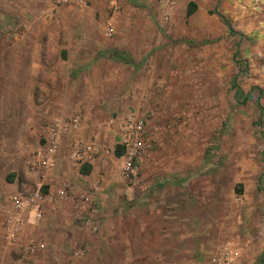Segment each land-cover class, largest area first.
<instances>
[{
	"label": "rangeland",
	"instance_id": "obj_1",
	"mask_svg": "<svg viewBox=\"0 0 264 264\" xmlns=\"http://www.w3.org/2000/svg\"><path fill=\"white\" fill-rule=\"evenodd\" d=\"M190 1L197 7L187 17L185 11ZM53 3V0H0V121L6 147L12 144L13 123L23 121L32 127L36 121L43 122L48 105L52 108L60 104L65 109L58 114L62 119L79 116L89 125L98 119L117 122L135 113L144 119L146 131L145 150L134 160L133 171L128 176L121 173V159L115 155V138L107 134L105 145L99 143L103 148L99 155L103 157L98 159L95 178L100 189L74 190L72 179L75 183L83 180L75 173L77 165L67 164L65 169L69 173L59 186L66 185L68 197L54 210L60 209V213L51 216L52 230L62 229V216L66 224L88 216L79 219L76 226L65 227L79 239L70 243V250L65 253L53 252L51 257H44L46 264H154L153 256H137L138 218L146 213L153 219L156 210L161 208L165 211L171 208L174 213L173 235L177 240L172 245L178 249L169 258L164 255L163 245L156 264H206L188 256L185 249L198 244L195 229L212 228V224L226 235L231 231L247 234L257 243L255 261L264 264V70H256L243 57L240 37H225L219 32L221 27L225 28V22L218 17L217 1L178 0L171 16L161 20L156 0H88L83 8L92 9L94 15L87 23L82 20L80 25L94 31L95 40L128 43L133 47L143 43L148 52L132 72L134 75L127 68L122 71L123 81H110L111 91H121L122 95L101 98L114 100V104L113 109L99 116L93 110L85 113L80 97L60 96L57 81L25 80L28 67L23 61L34 50L18 48L15 42H31L36 35V39L50 42L47 51L49 58H53L57 51L55 42L62 39L56 26L72 25L68 7ZM48 7L52 16L46 17L44 10ZM137 10L144 16L135 15ZM61 12L65 23L63 20L58 23ZM109 21L114 32L106 35ZM49 26V33L48 29L45 33L38 32ZM79 36L86 39L89 32ZM17 57L21 63L15 62ZM11 73H18L23 79L13 80ZM131 76L139 88L135 97L123 95L127 92L126 79ZM43 86H50L48 93ZM125 109L128 113L124 114ZM50 122L45 120V125ZM27 128L23 132L28 142L22 145L21 164L28 167L29 156L43 141L41 130L34 135ZM83 130L85 134L78 138H93L94 134L89 136L92 130L86 127ZM67 140L62 148L64 155L69 154L72 143L70 137ZM5 171L7 166L0 161V174ZM168 175L173 176L167 179ZM42 180L39 174L30 173L20 179L18 189L9 193L12 196L18 190H33L39 183L44 190L48 184ZM169 180L173 187L157 188L160 184L166 187ZM188 180L194 186L192 204L185 202L187 197L180 193L181 184ZM84 196L89 200L83 201ZM68 208L70 212L66 213ZM7 209L12 210L10 197ZM193 209L199 213L198 220L192 214ZM85 220L98 222L97 230L84 225ZM127 222L132 228L123 236ZM143 228L147 235H153V225ZM167 232L162 236L168 238ZM2 239L0 234V260L5 264L41 261L45 247L32 254L24 253L20 245L6 246ZM30 239L43 242L34 236L21 237L19 242L26 244ZM17 248H21L20 252ZM20 257L24 262L18 260Z\"/></svg>",
	"mask_w": 264,
	"mask_h": 264
},
{
	"label": "crops",
	"instance_id": "obj_2",
	"mask_svg": "<svg viewBox=\"0 0 264 264\" xmlns=\"http://www.w3.org/2000/svg\"><path fill=\"white\" fill-rule=\"evenodd\" d=\"M205 1H217L218 3V17L225 22V28L221 27L219 32L222 33L225 37L227 35L240 37L241 47L243 48V57L249 59L251 61V64H254L256 66V70H264V0ZM53 2L55 6H62L56 4L55 0H53ZM210 5L206 9H209ZM66 6L68 7L67 11L71 16L72 25L70 26L63 24L59 25L58 27L56 26L57 34L59 35L60 33L62 39L60 41L58 40L57 42H55V48H57V51L55 50V56L53 58H49L50 56L48 55L47 51L51 47L50 42L47 40L41 41L39 39H36V35H34L31 42L23 40L21 42H15L18 48H28L34 50L33 53L27 56L25 58V61H23V63L28 67L27 72L24 73V77L25 80L31 81H57L60 87V90L58 89L57 91H59L60 96L65 95L67 98L80 97L82 100L81 107L83 108V111L87 113L90 110H93L92 112L99 116L100 113L106 111L108 112L109 110L113 109L112 104H114V100H101V98L120 97L122 95L121 91H111L112 88H109L110 81L112 79H114L113 81H116L117 83L123 81L124 76L122 71L124 69L131 68V73L135 72L136 66L142 64V62L140 61L148 52L143 46V43H138L137 46L133 47L128 43L117 44L116 42H107L106 40H95L97 38L92 34L94 31H90L88 26L80 25L82 23V20H84V23H87L91 20L92 15H94L92 13V9L86 10L85 8H75L68 5ZM157 7L159 9L160 14V6L158 2ZM50 11L51 8L49 7L45 9L44 16H52L50 14ZM194 12L191 15H193ZM62 13L63 12H61V15L59 16L60 20L58 23H60L62 20L65 23ZM134 13L135 15L140 14V16H144L142 14V11L139 10L135 11ZM231 23L233 24L234 29L231 27ZM50 28L51 26H49V28H40L38 32L45 33L46 29H48L49 33ZM235 30L239 32L234 33ZM129 31H133V29H129ZM88 32L89 36H87L86 39L81 38L79 36L81 34H88ZM94 34L96 33L94 32ZM213 34L217 35L216 37L219 36V33H216L214 31ZM109 52L118 53L116 55H108L107 53ZM60 54H62L63 57H61ZM16 60V63H21V58H18L17 61ZM56 68L61 69L59 70ZM30 69L32 70L31 72ZM132 75H134V73H132ZM11 76V79L13 80L18 78L23 79V77L18 73H11ZM126 81L127 92L123 95L127 97L138 96L139 88H137L138 83L136 79L134 80V76L127 78ZM49 87L50 86H43V89H46L48 93ZM52 108L50 105H48L45 109L48 115L46 117H43V122L36 121L35 123H33L32 127H28L29 125H26L23 121H19L16 124L13 123L11 133L12 144L7 147L5 143L7 140H4V136L2 135V120L0 121V161L4 162V164L7 166V171L0 174L1 238L4 232L5 219L7 213L10 211H8L7 209V200L10 197L11 202L12 197L9 191H15L16 189H18L22 182H20V179H22L23 177L25 178L28 174L33 173L34 175H38V173L32 170L29 166L27 167L21 164V157L23 151L22 145L27 144L28 142L27 138L23 137V132L26 131L25 128L27 127V129L32 131L34 135H36V133L41 130L43 142L37 148L43 145L45 143L46 136L49 134L50 124L56 119H61L58 114L65 112V109L60 104L52 106ZM123 111L124 114L125 111L128 113L126 109ZM47 119L51 122L46 126L45 120ZM79 120L80 129L77 133V137L79 135L83 136L85 134V130H83L85 129V127L86 129L89 128L90 130H92V133L90 132L89 136L94 134L93 138H88L86 140L82 139V141L88 142L92 140L96 143L105 145L104 140H107L105 136L109 134L110 136H113L115 138L116 143L118 132L115 127V120L109 119L108 121L104 120L99 122L98 119L93 120L90 125L89 122L83 121V117L82 119L79 118ZM65 139H68L67 141H69L68 136H64L61 139V143L55 157L54 165L50 170V173H47L42 180L44 181V183L48 184L47 187L45 186L44 190L49 193H54L56 189L60 187L59 182L61 181V179L65 175H68L67 173H69V171L65 169L67 164L69 163L68 153L64 155L62 152L63 146L66 145L64 141ZM101 157H103V155L93 153H88L86 155L83 163L89 166L90 171L87 174L80 173L79 166L77 165V167L75 168V173L83 181L81 183L76 181L75 183L74 179H72V184H74L72 185V188L74 190L78 192H90L91 187L95 189L101 187L99 184H97V180L95 178L98 159H100ZM172 176L168 175V177H166L167 179H171ZM65 177L67 178V176ZM189 182L190 180H188L186 183L181 184L180 193L187 197L185 202L192 204L191 201L194 200V186ZM165 186L166 187H163L162 184H160L157 185V188L173 187L172 180H169ZM154 188L156 187L154 186ZM69 205L70 204H67L68 207ZM67 206L65 208H67ZM68 209L66 213L70 212V209L69 211ZM165 210L166 209L163 208L159 210L157 209L153 216V219H151L150 215L146 213H143L138 218L139 245L137 256L144 258L153 256L155 259L154 264H156V259H158V257H160L161 255L159 253V250L162 249L163 245L165 247L164 251H166L164 255L169 258L174 257L176 254L175 251L176 249H178L177 245H172V243H175L177 240V238H175V235H173L175 234L176 230L173 226L174 213L171 208L170 211ZM195 210L197 211V209ZM195 210L193 209L192 214H195L198 220L199 213ZM59 213L60 209L54 211L50 210L47 207L39 220H35L34 222L25 224L22 227L21 237L26 238V236H30V238H32L34 236L37 239H41L44 243L45 249L41 251L42 259L40 262L37 261V264H46V262L44 261V257H51V253L53 252L65 253L66 251L70 250V243L74 242L75 240H78L79 237L73 235L71 231H66L65 227L76 226L75 223H77V221L79 222V219L83 220L86 216H88V214L86 216L84 214H81L84 216L78 217L76 222H74L73 220L72 223L69 222V224H66L67 220L65 221L64 216H62L63 218L60 222L62 229H59L58 231H53L52 229L54 228L52 225L53 223L51 220V216L58 215ZM80 213L81 210L77 213V215H80ZM91 223L94 224L95 222L91 221ZM165 223L167 226L165 225ZM191 224L193 225V221L191 222ZM150 225L154 226V230H152L153 235H147V230L143 228L144 226ZM208 225L209 222L206 226ZM212 226V228L208 227L202 230H200L199 228L195 229L194 233H196V236H198V244L191 245V248L186 246L185 250H187L186 254L188 256H190L191 258L196 257L197 259H199L198 261H205L206 264H218V258H220L222 253L225 252L228 254V261L226 263L221 264H258L255 261V256L258 253L257 243L252 241L251 238L249 239L247 234L231 231L226 235L224 232L218 229L217 225L212 224ZM131 228L132 226H130L129 222L125 223L124 228L122 230L123 236L125 232L129 233V231H131ZM166 230H168V238L162 236L163 234H165ZM32 232L34 235L32 234ZM166 243H168V248L166 246ZM20 250L21 248L16 249L17 252H20ZM75 253L77 252L75 251ZM31 254L26 259H29ZM22 259L23 258L20 257L18 260L22 261ZM18 260L16 262L20 263Z\"/></svg>",
	"mask_w": 264,
	"mask_h": 264
},
{
	"label": "built area",
	"instance_id": "obj_3",
	"mask_svg": "<svg viewBox=\"0 0 264 264\" xmlns=\"http://www.w3.org/2000/svg\"><path fill=\"white\" fill-rule=\"evenodd\" d=\"M160 6V17L167 20L176 6L178 0H157ZM58 5H68L75 8L87 6L88 0H55ZM113 27L111 22H107L105 28L106 35H111ZM79 116L70 119H56L49 126V134L45 143L37 148L28 158V166L37 172L42 178L52 169L55 157L58 152L60 141L64 136L71 138L72 143L68 154L70 164L80 165L84 162L88 153L100 154L103 148L94 141L84 142L77 137L80 129ZM117 129L116 145L122 147L121 173L128 176L133 171L134 160L145 150V121L135 113H129L115 123ZM104 152H106L104 150ZM66 185L56 189L54 193H49L41 188V183L33 190H18L11 197L12 210L7 213L4 223L3 239L6 245L22 247L24 253H32L44 248V243L30 239L26 244L20 243L22 227L25 224L39 220L44 210L48 207L55 210L64 200L67 199ZM89 198L84 196L83 201ZM84 225L91 226L92 230H97L98 224L85 220ZM75 255H79L78 252ZM228 254L222 253L217 263H226ZM0 264H5L0 260Z\"/></svg>",
	"mask_w": 264,
	"mask_h": 264
},
{
	"label": "trees",
	"instance_id": "obj_4",
	"mask_svg": "<svg viewBox=\"0 0 264 264\" xmlns=\"http://www.w3.org/2000/svg\"><path fill=\"white\" fill-rule=\"evenodd\" d=\"M196 8V4L192 1H190L187 5L186 11H185V15L188 17L190 16L194 10ZM116 57H120V56H116ZM122 147H120L119 145H116L115 147V155H117L118 157L122 154ZM90 169L89 166H87L86 164H83L80 168H79V172L82 174H87L89 173ZM45 191V190H44Z\"/></svg>",
	"mask_w": 264,
	"mask_h": 264
}]
</instances>
